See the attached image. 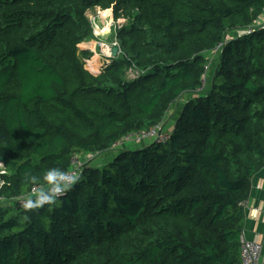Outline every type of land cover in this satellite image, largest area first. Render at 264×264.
<instances>
[{"label":"trees","instance_id":"16d2710c","mask_svg":"<svg viewBox=\"0 0 264 264\" xmlns=\"http://www.w3.org/2000/svg\"><path fill=\"white\" fill-rule=\"evenodd\" d=\"M97 7L125 23L96 74L80 45ZM263 15L264 0H0V264H241L264 169ZM159 123L166 142L114 148ZM110 151L51 203L19 199Z\"/></svg>","mask_w":264,"mask_h":264},{"label":"built area","instance_id":"2783aa9c","mask_svg":"<svg viewBox=\"0 0 264 264\" xmlns=\"http://www.w3.org/2000/svg\"><path fill=\"white\" fill-rule=\"evenodd\" d=\"M98 9V8H97ZM99 12H107L111 16V22L115 23L114 20L112 19V13L109 10L106 11H101L98 10L97 15H99ZM118 20L117 22H119ZM260 25L262 28H264V15L262 20L260 21ZM113 46H118V43L115 41L113 42ZM108 49V52L106 54L109 55L108 59L113 58V55L111 53V50L109 46H106ZM90 59H87V64L86 66L88 70H90L93 73H96L98 71H94L90 65ZM108 62L101 63L100 64V69L106 66ZM169 139V133L165 129L163 123H159L147 130H142L137 133H132L129 135L124 136L119 142H117L114 145V148H124L126 144H141L142 141L146 142H153V143H164ZM96 158V155L94 153H87L83 158L79 155H74L71 159V169L64 175V177L60 180L61 184H67L69 185L67 188L71 187L76 178L80 175L83 167L85 166L86 163H89L93 161ZM9 171L7 167L0 161V191L7 185V180L6 176H8ZM52 186V185H51ZM50 186V187H51ZM50 187H45V186H34L29 193L24 194L21 196L19 199L21 201H24L28 199L30 196H35L37 193L48 190ZM66 188V189H67ZM65 189V190H66ZM64 190V191H65ZM63 191V192H64ZM63 192L56 194V197H59ZM8 202V200L0 195V204H5ZM264 259H263V246L261 243L254 241V240H246L244 237H242V243H241V264H264Z\"/></svg>","mask_w":264,"mask_h":264},{"label":"crops","instance_id":"0c3cea01","mask_svg":"<svg viewBox=\"0 0 264 264\" xmlns=\"http://www.w3.org/2000/svg\"><path fill=\"white\" fill-rule=\"evenodd\" d=\"M83 44V43H82ZM92 45V43H90ZM83 50L90 52L91 56L93 54V49L88 50L89 48L84 45H80ZM109 55L105 52H101L99 60L105 62H110L111 59H108ZM101 69L99 68V71ZM172 126V123L170 124ZM148 144L146 141H142L141 145L131 144L133 147L140 148ZM126 148V146L124 147ZM119 149V148H118ZM116 155V152L110 151L106 154L96 156L95 160L91 164L96 166H102L106 162L111 161ZM246 211V221L245 228L243 232V237L246 240H254L262 244L263 246V259H264V169L259 172L252 182L251 193L248 201L245 204ZM264 263V262H263Z\"/></svg>","mask_w":264,"mask_h":264},{"label":"rangeland","instance_id":"374dc122","mask_svg":"<svg viewBox=\"0 0 264 264\" xmlns=\"http://www.w3.org/2000/svg\"><path fill=\"white\" fill-rule=\"evenodd\" d=\"M97 8H94L88 12L89 19L91 20L93 26V37L89 41H86L83 44H81L89 48L88 50L93 49L92 55L94 56L90 61H92L95 58L99 60L101 52L107 53L108 49L106 46L111 47L110 50L112 53V49L116 47L113 46L114 45L113 42L116 41L118 43L117 39L114 36L115 32L119 28H121V26L125 23V20L123 19L120 20L119 22L117 21H114L115 23L111 22L110 14L106 12H99V15H97L98 10L104 11L102 8H98V9ZM90 43H92V45H90ZM117 47H119V45ZM99 61L104 62L103 60H99ZM93 70L98 71L99 68H94ZM133 77H136V75L134 74ZM126 148L131 150L135 149V147H133V145L131 144H126Z\"/></svg>","mask_w":264,"mask_h":264},{"label":"clouds","instance_id":"9594fccd","mask_svg":"<svg viewBox=\"0 0 264 264\" xmlns=\"http://www.w3.org/2000/svg\"><path fill=\"white\" fill-rule=\"evenodd\" d=\"M98 72H96V74ZM64 175L65 174L61 170L56 169V168L49 169L45 173L44 179L46 181H48L52 186L48 189V191L46 193H42L37 198L36 204L51 203V201L53 200V198H54V196L56 194H59V193L63 192L69 186L67 184H61L60 183V180L64 177ZM33 206H35V205H34L33 201H31V200H29L25 204V207H29L30 208V207H33Z\"/></svg>","mask_w":264,"mask_h":264},{"label":"bare ground","instance_id":"6f19581e","mask_svg":"<svg viewBox=\"0 0 264 264\" xmlns=\"http://www.w3.org/2000/svg\"><path fill=\"white\" fill-rule=\"evenodd\" d=\"M107 13V12H106ZM107 17V15H106ZM111 18V16H110ZM113 18V17H112ZM117 47V46H116ZM119 48V47H118ZM120 50V49H119ZM112 55H113V49H112ZM114 56V55H113ZM100 64H101V61H99L97 58L93 59L92 61H90V65L94 68H99L100 67ZM92 68V69H94Z\"/></svg>","mask_w":264,"mask_h":264},{"label":"water","instance_id":"95a60500","mask_svg":"<svg viewBox=\"0 0 264 264\" xmlns=\"http://www.w3.org/2000/svg\"><path fill=\"white\" fill-rule=\"evenodd\" d=\"M119 53H120L119 48L118 47H114L113 48V55H114V57H116Z\"/></svg>","mask_w":264,"mask_h":264}]
</instances>
